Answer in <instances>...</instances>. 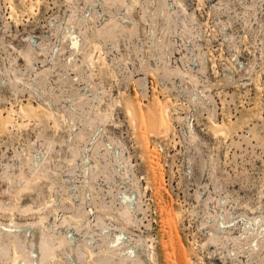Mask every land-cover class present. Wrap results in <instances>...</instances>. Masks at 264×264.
<instances>
[{
	"label": "rangeland",
	"instance_id": "1",
	"mask_svg": "<svg viewBox=\"0 0 264 264\" xmlns=\"http://www.w3.org/2000/svg\"><path fill=\"white\" fill-rule=\"evenodd\" d=\"M22 1L0 0V232L12 258L8 229L44 218L67 241L48 264H133L120 261L128 246L112 248L125 233L152 245L143 264H264V0ZM111 19L131 34L103 39ZM159 43L184 76L164 72ZM72 148L89 155V182ZM246 228L250 243L234 246Z\"/></svg>",
	"mask_w": 264,
	"mask_h": 264
},
{
	"label": "bare ground",
	"instance_id": "2",
	"mask_svg": "<svg viewBox=\"0 0 264 264\" xmlns=\"http://www.w3.org/2000/svg\"><path fill=\"white\" fill-rule=\"evenodd\" d=\"M22 1V0H21ZM107 1V0H106ZM23 2V1H22ZM108 2H110V5L113 6L115 5L116 7H120V8H127V3L125 0H108ZM152 2V1H151ZM164 7V6H162ZM165 8V7H164ZM183 8V7H182ZM114 9V8H113ZM167 9V7H166ZM165 9V10H166ZM146 10V9H145ZM156 10V9H155ZM154 10V11H155ZM170 11V10H169ZM172 12V11H170ZM170 12L166 11L165 13V20L166 21H169L171 16H170ZM174 12V11H173ZM152 14V13H151ZM153 15V14H152ZM152 15H148V16H151V20L153 19V16ZM155 15V14H154ZM172 15V14H171ZM145 16L147 17V15L145 14ZM156 16H157V13H156ZM10 18H12L10 16ZM155 18V17H154ZM149 20V19H148ZM108 21V20H107ZM155 21V20H154ZM124 22V21H122ZM152 22V21H151ZM149 23V22H148ZM153 24V22H152ZM120 26V27H119ZM152 26V25H150ZM119 27V30L120 28L122 29V32L124 31H127V26H124L123 23L121 24V22L119 21H116L115 20H110L108 23L105 22V24H103V27H101L102 29L99 30V33L98 35H101L102 37H104L103 39H111L115 36V29ZM130 29H131V26H130ZM132 30V29H131ZM134 30V29H133ZM132 30V32H134ZM121 31V30H120ZM129 31V30H128ZM129 34H131L130 32H128ZM98 32V31H97ZM128 34V36H130ZM126 36V35H125ZM116 37V36H115ZM131 38V37H130ZM102 39V38H101ZM105 41V40H104ZM115 42V41H113ZM114 44V43H112ZM163 46L161 43H159L157 45L158 47V50L160 51V59H161V68L164 70V72H171V71H174V73L176 74H185L183 73L182 71H180L177 67L175 68H172L170 67L167 62L165 61L164 56H165V50L163 49ZM167 46V45H166ZM165 47V46H164ZM168 49V48H167ZM157 50V51H158ZM170 51V50H169ZM167 55V54H166ZM169 56V55H168ZM169 58V57H168ZM167 58V59H168ZM10 59V58H9ZM28 59V62H29V56L26 58ZM117 61V60H116ZM170 61V60H168ZM13 62V61H11ZM31 62V61H30ZM118 62V61H117ZM13 64V63H12ZM10 66V65H9ZM36 67V66H35ZM42 69V68H41ZM37 70V69H36ZM40 70V69H38ZM9 71V70H8ZM13 72L10 71V73ZM38 72V71H36ZM36 72H35V75H36ZM44 72V70H41L40 74H42ZM33 74V73H32ZM12 75V74H11ZM29 75V74H28ZM190 75V74H188ZM186 75V76H188ZM41 76V75H40ZM184 76V75H183ZM22 77V76H20ZM18 76L15 77V79L17 80L16 82L18 81H21L22 78H20ZM27 77V76H26ZM30 77V75H29ZM34 77V76H33ZM38 77V76H37ZM32 78V77H31ZM28 79V78H27ZM191 79H193V77H191ZM33 80V79H32ZM37 80V79H36ZM31 81V80H30ZM24 82V81H22ZM21 82V83H22ZM19 83V82H18ZM32 83V82H30ZM37 83V82H35ZM34 84V83H33ZM32 84V87H34ZM26 85V84H24ZM27 87V85H26ZM29 87V86H28ZM128 115H131V112L128 110L127 111ZM166 113L168 115V110H166ZM104 119H99L97 117H93L92 119L89 120L90 123H105L106 122V113H104ZM22 118H25V117H29L30 116H24L22 115L21 116ZM98 125V124H96ZM56 126V124H55ZM104 126V125H103ZM5 127H14L13 124L11 123H7L5 124ZM54 127V126H53ZM58 128V127H57ZM56 128V130H57ZM220 134V132H218ZM223 133V131H221V134ZM215 134V133H214ZM220 134V136H221ZM217 135V134H216ZM215 135V136H216ZM219 136V135H218ZM217 136V137H218ZM54 143V142H53ZM54 145V144H53ZM51 149V148H50ZM49 152V150H48ZM72 152H73V158H79L84 164V174H85V178H86V181L89 182L91 180V177H90V162L88 161V157L89 155L87 154V152H83V151H79L77 148H72ZM48 154V153H47ZM46 156H43V158L41 159L42 160H46V158H44ZM49 159V158H48ZM78 159V160H79ZM34 159L31 160V163L32 165L35 167L34 169L37 170V171H40L41 169V164H38V163H35V161H33ZM75 161V159H74ZM93 164V163H92ZM43 167V166H42ZM96 167V166H95ZM82 168V166H81ZM51 169V168H50ZM128 176V173H127V170L125 172ZM88 186L91 187V185L88 183ZM53 191V190H52ZM158 194V193H157ZM156 195V193H155ZM138 201H137V198L135 196H133V198L130 199V203L125 207V209L122 211L121 215L123 216V219L125 220V222L127 224H134L135 222V219H136V209H138ZM223 209V208H222ZM145 212V211H144ZM77 214H74V216L72 217L73 219H75V223H74V227H79V223L80 221L77 219ZM145 215L142 213V218H144ZM176 217L179 218L180 217V214L176 213ZM180 219V218H179ZM69 220L67 221V219H64L61 226L62 228H66L68 226H71L72 225V228L71 229H74L73 228V224H70L69 223ZM73 221V220H72ZM44 218H40L38 223L34 224V225H31V224H27L26 226L24 227H17L15 228V226L11 227L10 229H8V234H7V239H12L13 241V244H14V251H20V253L22 252V254H16L15 257L12 258V254H11V249H10V246L9 244H7L4 240H3V237L1 235V232H0V264H3L4 262L12 259V264H48L49 262H52L53 260L56 259V251L57 250H64V247L65 245L67 244V241L66 239L62 236V234L60 232H58V229H53V230H50L48 229L45 225H44ZM88 224V223H87ZM103 224H105V222L102 223V227H103ZM111 225V224H110ZM84 226V224H83ZM85 226H86V223H85ZM104 226H107L106 224ZM77 227V228H78ZM112 227V225H111ZM60 228V227H59ZM70 229V230H71ZM76 229V228H75ZM100 229V228H99ZM62 231V229H61ZM73 231V230H72ZM112 231V230H111ZM83 232V231H82ZM99 232V231H98ZM102 238H105L106 240L110 239V234L107 232V229L102 231ZM69 234V233H68ZM113 234V233H112ZM121 235H124V236H121V240L118 241L116 240L115 241V244H112V248H123L125 246H128L129 247V251L127 252V254H123V260H120L121 263L122 262H127L128 260L131 261V263L133 264H143V259H142V256L146 253V247L144 246V243L141 239L139 238H132L131 236L127 235L126 233L125 234H121ZM249 235H252L251 232H248L247 231V228L244 229L243 233L239 236V237H234V239L232 240L234 242V246L236 243H243L244 240L245 242H247V238H248V242L250 243V240H249ZM97 236V235H96ZM213 237V235L211 236ZM226 240H229V241H226V242H230L231 238L229 235H225L224 236ZM217 237H213V240H215ZM218 239V238H217ZM99 240V239H97ZM220 240V239H218ZM72 241V239H71ZM224 241V243H226ZM231 241V242H232ZM216 242V241H215ZM112 243V242H111ZM222 243V242H221ZM223 243V244H224ZM256 243V242H255ZM74 245V244H73ZM225 245V244H224ZM227 245V244H226ZM225 245V246H226ZM12 246V245H11ZM222 246V244H221ZM239 247V246H238ZM241 247H242V244H241ZM235 248V247H234ZM70 249V248H69ZM74 251V249H72ZM83 250V249H82ZM76 252V256H77V259H82V256H83V252L80 250V249H77L75 250ZM234 252V251H233ZM13 253V252H12ZM147 257L150 259V260H153V250H152V245L149 244L147 245ZM233 254V253H232ZM74 257V256H73ZM185 258H186V261H185V264H190V260H189V256L188 254L185 255ZM116 259V257H115ZM152 262V261H151ZM194 263V262H193ZM192 264V263H191ZM195 264V263H194Z\"/></svg>",
	"mask_w": 264,
	"mask_h": 264
}]
</instances>
